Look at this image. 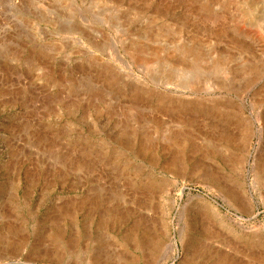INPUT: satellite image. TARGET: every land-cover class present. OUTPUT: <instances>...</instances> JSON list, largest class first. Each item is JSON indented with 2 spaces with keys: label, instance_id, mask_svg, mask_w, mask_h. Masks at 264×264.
<instances>
[{
  "label": "rangeland",
  "instance_id": "obj_1",
  "mask_svg": "<svg viewBox=\"0 0 264 264\" xmlns=\"http://www.w3.org/2000/svg\"><path fill=\"white\" fill-rule=\"evenodd\" d=\"M0 264H264V0H0Z\"/></svg>",
  "mask_w": 264,
  "mask_h": 264
},
{
  "label": "bare ground",
  "instance_id": "obj_2",
  "mask_svg": "<svg viewBox=\"0 0 264 264\" xmlns=\"http://www.w3.org/2000/svg\"><path fill=\"white\" fill-rule=\"evenodd\" d=\"M175 245V244H174Z\"/></svg>",
  "mask_w": 264,
  "mask_h": 264
}]
</instances>
